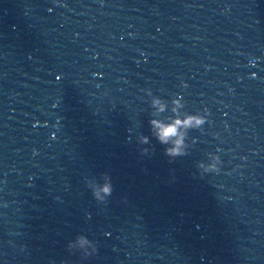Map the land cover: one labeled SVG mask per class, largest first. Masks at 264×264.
<instances>
[{"label":"water","instance_id":"obj_1","mask_svg":"<svg viewBox=\"0 0 264 264\" xmlns=\"http://www.w3.org/2000/svg\"><path fill=\"white\" fill-rule=\"evenodd\" d=\"M132 23L133 0H0V264H106Z\"/></svg>","mask_w":264,"mask_h":264},{"label":"clouds","instance_id":"obj_2","mask_svg":"<svg viewBox=\"0 0 264 264\" xmlns=\"http://www.w3.org/2000/svg\"><path fill=\"white\" fill-rule=\"evenodd\" d=\"M144 91L150 92L151 90L145 89ZM153 103L154 105L160 104V100L155 99ZM160 111H164L163 105H160ZM149 123L153 128L157 141L165 145L164 154L170 158V160H175L187 154L185 143L187 132L192 129H199L202 131L204 125L210 122L206 114L197 112L195 114L188 113L183 119L173 118L167 123L154 119L150 120ZM148 143L149 138L147 136H141L139 138L140 145H147ZM217 151L219 152V149ZM141 154L148 155L149 149L147 147L142 148ZM208 156H210L211 159H208L207 162L200 161L197 164L201 176L208 173H219L221 171L222 161L220 155L209 153ZM101 179L103 181L102 183H92L93 180H88L86 178V183L97 201L106 202L107 198L112 195L113 184L110 175L107 173L102 174ZM67 247L70 251L74 247L78 248L82 258H88L97 253L95 244L84 235H78L74 241L68 243Z\"/></svg>","mask_w":264,"mask_h":264}]
</instances>
